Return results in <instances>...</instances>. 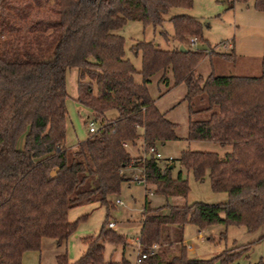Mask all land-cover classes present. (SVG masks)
<instances>
[{"label":"trees","instance_id":"16d2710c","mask_svg":"<svg viewBox=\"0 0 264 264\" xmlns=\"http://www.w3.org/2000/svg\"><path fill=\"white\" fill-rule=\"evenodd\" d=\"M253 1L264 12V0ZM192 6L193 0H0V264H21L23 253L39 251L46 238L61 246L78 224L79 219H68L71 208L113 207L108 196L120 192L126 169L141 168L158 195L188 196L189 182L173 176V161L135 157L123 146L158 149L179 139L177 124L150 92L158 73L168 86L171 79L186 85L184 100L192 114L210 112L206 119L190 120L188 139L232 147L225 156L184 150L178 159L196 180L208 175L212 189L227 192L229 199L154 214L147 198L139 237L148 257L142 264H232L248 250L245 245L217 257L193 258L184 230L187 224L200 229L234 224L248 231L264 225V57L259 76L198 74L205 50L179 46L192 38L208 44L204 25L178 14L170 18L178 47L145 40L131 46L142 55L138 70L117 32L128 21L162 27L172 8ZM161 34L169 41L165 31ZM219 55L236 60L234 52ZM69 68L78 70L75 101L97 124L74 148L65 145ZM202 95L207 106L195 110L194 100ZM108 223L106 216L98 235L83 239L85 250L75 262L62 253L56 264H100L104 243L126 245L125 235ZM122 264L128 261L123 258Z\"/></svg>","mask_w":264,"mask_h":264},{"label":"rangeland","instance_id":"374dc122","mask_svg":"<svg viewBox=\"0 0 264 264\" xmlns=\"http://www.w3.org/2000/svg\"><path fill=\"white\" fill-rule=\"evenodd\" d=\"M178 14H189L201 20L204 25V38L208 44L199 40L183 45L194 49L205 50V57L196 69L198 74L215 75H246L259 76L262 72V58L264 57V12L254 7V1L236 0H193L191 8H172L165 14V23L162 27L144 25L139 21H128L117 32L124 37L125 56L138 70L142 68L141 52L135 53L130 48L138 41H155L162 48L171 49L179 46L173 40L174 25L170 18ZM167 33L169 41L161 34ZM193 39V38H192ZM180 47V46H179ZM235 61H230L219 53H232ZM77 68H69L66 72L67 93L66 104L68 111L65 145L73 148L78 141L88 135L87 119H91V112L76 103ZM140 75H137L139 78ZM141 77V76H140ZM162 73L156 74L149 84L152 97L167 118L177 124V140L158 145L164 162L173 161V176L180 174L189 182L190 190L187 197H165L155 193V186L136 182V176L142 174V169H128L127 179L130 184L123 182L117 195L108 196L113 207L108 210L97 203H82L68 211L70 221L78 220L75 231L61 245L56 246L54 240L46 238L41 244V264H56L55 256L66 253L70 262H75L85 250L83 239L87 236L98 235L102 222L108 216L109 222L115 224L114 230L125 235L127 244L114 247L104 243V260L100 264H122V259L128 264H136L137 248L135 240L140 236L142 227L143 207L146 194L150 204L156 208L154 214H168L171 206L192 205L195 202L223 203L229 199L225 191L216 192L212 189L210 178L198 181L193 173L181 167L179 157L182 151H209L217 152L220 156L231 151L230 145H220L209 140H189L190 120L206 119L209 111H201L207 106L204 95L194 100L193 107L200 110L190 112L188 101L184 100L187 87L185 84L174 85L171 79L170 86L166 80L161 81ZM140 144V143H139ZM138 150L132 148V154ZM149 188L147 191L145 188ZM147 192V193H146ZM119 199L122 205H116ZM200 230L201 234L200 235ZM203 236V238H202ZM184 239L192 245L189 255L197 259L217 257L226 251H233L239 246L249 245L248 250L232 264H264V225L254 231H248L244 226L213 224L200 229L194 224H187L184 230ZM216 264H221L217 261Z\"/></svg>","mask_w":264,"mask_h":264},{"label":"built area","instance_id":"2783aa9c","mask_svg":"<svg viewBox=\"0 0 264 264\" xmlns=\"http://www.w3.org/2000/svg\"><path fill=\"white\" fill-rule=\"evenodd\" d=\"M197 41V38H193L192 39V42L193 43H196ZM87 129H88V132L89 133H94L97 129V124L96 122L91 118L87 119ZM123 146L129 151L132 153V145L125 142L123 143ZM140 150V149H139ZM138 150V153L137 155H133L135 157H142L143 159H146L150 156H154L155 158L157 159H162L163 156L161 154V152L155 147V146H152L148 149H146L145 147H142L141 150L139 151ZM133 169H137V168H133ZM136 182L138 183H143L144 185L148 186L147 185V181H146V178H145V175L143 174V170H142V174L141 175H138L136 176ZM116 205H122L123 202L119 199H117L115 201ZM115 224L113 222H109L107 227L109 228H114ZM135 245H136V248H137V251H138V254H137V259H136V264H142L143 260L146 259L148 257V254L147 253H142L141 252V240H140V237H137L136 240H135ZM187 248L188 250L189 249H192L193 246L192 245H187ZM157 249V245H154L152 247V251L151 253H154V251Z\"/></svg>","mask_w":264,"mask_h":264},{"label":"crops","instance_id":"0c3cea01","mask_svg":"<svg viewBox=\"0 0 264 264\" xmlns=\"http://www.w3.org/2000/svg\"><path fill=\"white\" fill-rule=\"evenodd\" d=\"M136 80H137V82H141L142 81V78L139 76V78H137V76H136ZM76 97V96H75ZM75 97H74V100H75ZM67 107H69L68 105H67ZM66 130H67V128H66ZM139 145L140 144H138V145H133L132 146V148L133 149H137V150H141V148L139 147ZM74 148V147H73ZM139 150V151H140ZM129 169H131V168H129ZM127 170L128 169H126L125 170V175H126V177H127ZM128 178V177H127ZM124 182H126V183H128V184H130L131 182H129V180L127 179L126 181H124ZM146 190L148 189L147 187L145 188ZM147 191H149V190H147ZM147 193V192H146ZM147 198L149 199V196H148V194H146V200H147ZM150 201V200H149ZM145 204H146V201H145ZM145 204H144V207H143V210H144V208H145ZM151 207L152 208H156V207H154V206H152L151 205ZM200 235H202L201 234V230H200ZM202 238H203V236H202ZM185 244L186 245H189V242H187V240H185ZM190 250V249H189ZM41 249L38 251V250H29V251H26V252H24L23 253V255H22V259H21V264H41Z\"/></svg>","mask_w":264,"mask_h":264},{"label":"water","instance_id":"95a60500","mask_svg":"<svg viewBox=\"0 0 264 264\" xmlns=\"http://www.w3.org/2000/svg\"><path fill=\"white\" fill-rule=\"evenodd\" d=\"M180 50H182V51H186L187 49H186L183 45H181V46H180Z\"/></svg>","mask_w":264,"mask_h":264}]
</instances>
